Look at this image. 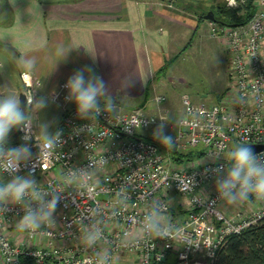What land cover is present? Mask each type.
Listing matches in <instances>:
<instances>
[{
  "label": "built area",
  "instance_id": "obj_1",
  "mask_svg": "<svg viewBox=\"0 0 264 264\" xmlns=\"http://www.w3.org/2000/svg\"><path fill=\"white\" fill-rule=\"evenodd\" d=\"M255 1L246 23L210 21L228 49L229 85L217 103L184 94L172 132L154 130L171 125L162 94L153 113L105 99L97 100L98 111L81 114L62 83L53 96L63 114L52 134L40 137L26 123L18 142L3 145H26L31 155L17 173L0 166V187L16 176L33 185L20 202L0 201V264H213L231 234L264 219V202L250 196L229 204L217 191L232 167L229 152L264 145V0ZM195 148L201 153L194 159L174 157ZM255 155L264 165V147ZM53 197L58 203L46 215ZM30 210L39 226L21 229ZM89 235L96 237L91 244Z\"/></svg>",
  "mask_w": 264,
  "mask_h": 264
},
{
  "label": "crops",
  "instance_id": "obj_2",
  "mask_svg": "<svg viewBox=\"0 0 264 264\" xmlns=\"http://www.w3.org/2000/svg\"><path fill=\"white\" fill-rule=\"evenodd\" d=\"M8 1L13 19L0 23V101L19 104L23 73L51 95L83 70L86 79L94 74L104 81L97 100L148 106L155 73L173 46L186 49L188 34L205 24L198 14L157 0Z\"/></svg>",
  "mask_w": 264,
  "mask_h": 264
},
{
  "label": "rangeland",
  "instance_id": "obj_3",
  "mask_svg": "<svg viewBox=\"0 0 264 264\" xmlns=\"http://www.w3.org/2000/svg\"><path fill=\"white\" fill-rule=\"evenodd\" d=\"M157 1L170 4L173 9H182L185 15L191 16L195 14L200 16L209 11H214L219 16L218 10L220 6L231 10L237 9L240 15L244 12L243 6H231L228 4V0ZM12 19L13 11L9 5V1L0 0V23H7ZM203 19L205 24H201L198 32L194 34L191 31L187 36V40L193 36L191 44L182 51V46L178 44L174 45L175 47L173 46V48L176 49H173V52L170 53L169 61H167L164 68L168 64L169 66L163 72H158L157 75L155 73V78L151 85L152 92H154L150 96L151 101L146 106V110L151 113L157 112V107L154 109L156 104L154 96L156 94H162L166 97L162 106L169 109L171 125L154 128V130H158L161 134L172 132L174 130L172 125H175L183 116L184 105L182 99L184 94H189L196 102L212 104L222 100L229 85L228 49L221 38L212 34L211 20ZM27 75L28 81L23 80L26 84L23 83L24 86L21 91L27 92L29 88H33L34 102L28 107L26 112L27 125L25 127H34L40 137H47L62 119L63 107L57 101L59 90L56 97L53 96V93L49 95L45 87H36V80L31 74L27 73ZM68 79L69 77L66 80ZM41 102H43V107H41ZM141 106L143 105L137 104V107ZM22 133V129L13 128L6 142H18L21 139ZM146 133L149 135L151 131H146Z\"/></svg>",
  "mask_w": 264,
  "mask_h": 264
},
{
  "label": "clouds",
  "instance_id": "obj_4",
  "mask_svg": "<svg viewBox=\"0 0 264 264\" xmlns=\"http://www.w3.org/2000/svg\"><path fill=\"white\" fill-rule=\"evenodd\" d=\"M65 88L74 98L81 114H86L93 109L98 111L97 97L103 95L105 91V84L101 78L93 74L86 79L84 71L80 70L69 77ZM43 106L41 102V107ZM24 123L25 116L18 100L7 98L0 101V160L4 161L0 166L9 173L19 172L21 163L31 155V150L26 145L3 148L12 129ZM162 139L171 145L170 136H163ZM45 146L50 148L51 142L49 141ZM228 159L232 167L227 177L218 182L217 191L220 196L229 204L235 203L237 198L248 200L250 196L264 202V165L257 162L254 149L247 145L236 146L233 151L229 152ZM32 185V180L16 176L6 186L0 187V201L11 198L15 202H20ZM57 203L58 197H53L48 203L49 212L46 215H50V212L55 210ZM38 219V213L30 210L21 220L19 227L21 229L29 226L38 227ZM95 238V235H89L87 242L91 244Z\"/></svg>",
  "mask_w": 264,
  "mask_h": 264
},
{
  "label": "trees",
  "instance_id": "obj_5",
  "mask_svg": "<svg viewBox=\"0 0 264 264\" xmlns=\"http://www.w3.org/2000/svg\"><path fill=\"white\" fill-rule=\"evenodd\" d=\"M242 6L244 12L241 15L237 9L231 10L220 6L218 10L220 17L214 12L216 19L212 21L229 25L246 23L256 12V1L247 0L246 4ZM200 17L201 19L205 18V14H201ZM168 66L169 64L165 68H161L159 72H163ZM24 116L27 117L26 113ZM200 153L201 150L195 148L174 157L177 160L194 159ZM213 264H264V219L241 233L231 234L218 249Z\"/></svg>",
  "mask_w": 264,
  "mask_h": 264
},
{
  "label": "water",
  "instance_id": "obj_6",
  "mask_svg": "<svg viewBox=\"0 0 264 264\" xmlns=\"http://www.w3.org/2000/svg\"><path fill=\"white\" fill-rule=\"evenodd\" d=\"M205 18L208 19V20H215L216 17H215V13L214 11H209L208 13L205 14ZM232 25H235V24H232ZM20 107L21 109L23 110V113H26L27 110H28V104H27V96L25 94V92H21L20 93ZM27 123V120L25 118V123L20 125L19 127H17L18 129H20L22 126H24L25 124ZM247 146H250L254 149L255 152L261 150L264 145L262 144H256V145H247Z\"/></svg>",
  "mask_w": 264,
  "mask_h": 264
}]
</instances>
